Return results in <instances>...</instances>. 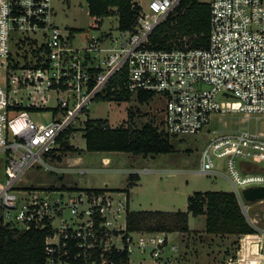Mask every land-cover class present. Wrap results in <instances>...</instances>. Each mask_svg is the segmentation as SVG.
<instances>
[{
	"label": "built area",
	"instance_id": "obj_1",
	"mask_svg": "<svg viewBox=\"0 0 264 264\" xmlns=\"http://www.w3.org/2000/svg\"><path fill=\"white\" fill-rule=\"evenodd\" d=\"M181 1L149 0L146 8L133 0L140 11L132 30L87 35L76 45L78 32L55 23L53 0H0V221L45 230L46 264H180L183 257L175 232L128 229V193L31 179L33 171L36 178L59 170L51 161L61 135L77 130L75 120L115 79L124 86L111 91L154 93L158 127L170 137L206 131L214 114L264 117V0H209L208 46L152 47L153 32ZM43 110L49 119L35 121ZM195 172L226 175L259 235L243 234L238 257L225 264H264L257 258L264 228L249 216L263 200L244 195L264 186V125L216 130Z\"/></svg>",
	"mask_w": 264,
	"mask_h": 264
},
{
	"label": "rangeland",
	"instance_id": "obj_2",
	"mask_svg": "<svg viewBox=\"0 0 264 264\" xmlns=\"http://www.w3.org/2000/svg\"><path fill=\"white\" fill-rule=\"evenodd\" d=\"M139 1L144 7H149V0ZM53 4L57 11L54 21L60 28L81 29L76 37V45H83L87 35L98 36L103 32H112L115 37H119V18L114 15L105 17L100 28H96L95 25L100 23L90 14L86 0H53ZM158 109L159 103L156 97L146 103H140L135 95L131 101H95L91 103L89 111L82 113L81 117L75 120L76 135L74 134L69 140L82 149L86 148L82 128L88 118L108 119L113 127L121 125L141 127L151 120L160 126L161 115ZM130 113L134 114L133 118ZM50 116V110L32 114V118L39 122H45ZM262 125H264V117L257 119L252 115L247 118L242 113L235 112L214 114L206 131L171 137L175 152L143 157L121 151L84 150L79 155L61 150L62 159L51 161L52 165L59 168L58 171L43 170L36 178L34 177L37 173L33 171L31 179L44 185L107 188L115 192L127 193L126 189L130 188L129 177L133 174L136 184L130 188V209L186 210L188 197L196 191H235L234 185L226 175H202L195 172L200 167L201 151L215 135L216 130L247 126L255 128ZM105 157L109 158L108 162L105 161ZM215 162L220 165L222 160L216 159ZM145 168L149 171H141ZM262 200L253 204L249 213L251 218L256 219V225L260 228H264V199ZM189 227L188 233L177 231L172 235V239L183 250L180 264H225L228 260L238 257L240 237L243 234L208 233L205 214L199 216L191 214ZM257 258L264 260V256Z\"/></svg>",
	"mask_w": 264,
	"mask_h": 264
},
{
	"label": "trees",
	"instance_id": "obj_3",
	"mask_svg": "<svg viewBox=\"0 0 264 264\" xmlns=\"http://www.w3.org/2000/svg\"><path fill=\"white\" fill-rule=\"evenodd\" d=\"M140 8L133 0H90V14L100 23L105 17L118 15L119 28L132 30L137 22ZM210 3L201 0H182L158 26L152 34V47L171 49L174 47L208 46L210 32ZM97 28V27H96ZM72 32L81 29L71 28ZM115 79L107 94L98 96V100L131 101L133 94L126 89L121 92L111 91L119 81ZM124 86V85H123ZM154 97L152 92H139L136 95L140 103L149 102ZM133 118L134 114L130 113ZM76 129L70 127L60 137V151L82 154L87 151H121L134 156L148 157L175 152L171 137L161 131L154 121L146 122L141 127L121 125L113 127L108 119L88 118L82 128L86 148L82 149L70 142V136ZM61 160V154L57 156ZM63 178V176H61ZM130 188L136 184V178L130 174ZM65 186V185H63ZM78 188V187H77ZM130 188L126 191L130 195ZM94 189V188H92ZM103 191L106 188H95ZM113 190V189H110ZM193 216L206 215V231L212 234H253L256 229L242 211L234 191L206 190L196 191L188 197L186 210H132L127 214L130 231H190L189 219ZM46 236L43 229L21 230L0 221V264H46Z\"/></svg>",
	"mask_w": 264,
	"mask_h": 264
},
{
	"label": "water",
	"instance_id": "obj_4",
	"mask_svg": "<svg viewBox=\"0 0 264 264\" xmlns=\"http://www.w3.org/2000/svg\"><path fill=\"white\" fill-rule=\"evenodd\" d=\"M244 195L251 202L262 200L264 199V186L248 188L244 191Z\"/></svg>",
	"mask_w": 264,
	"mask_h": 264
},
{
	"label": "crops",
	"instance_id": "obj_5",
	"mask_svg": "<svg viewBox=\"0 0 264 264\" xmlns=\"http://www.w3.org/2000/svg\"><path fill=\"white\" fill-rule=\"evenodd\" d=\"M83 133V132H82ZM76 146V145H75ZM79 155H81V154H79ZM107 160H109V158L108 157H105V161L106 162H108ZM142 171V170H141ZM153 210H156V209H153ZM191 215V214H190Z\"/></svg>",
	"mask_w": 264,
	"mask_h": 264
},
{
	"label": "bare ground",
	"instance_id": "obj_6",
	"mask_svg": "<svg viewBox=\"0 0 264 264\" xmlns=\"http://www.w3.org/2000/svg\"><path fill=\"white\" fill-rule=\"evenodd\" d=\"M107 161H109V160H107Z\"/></svg>",
	"mask_w": 264,
	"mask_h": 264
}]
</instances>
